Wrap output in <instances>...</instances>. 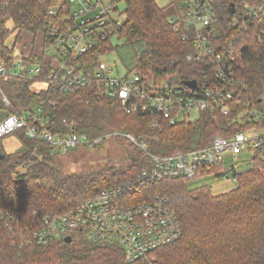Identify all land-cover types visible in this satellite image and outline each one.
<instances>
[{"label":"trees","instance_id":"obj_1","mask_svg":"<svg viewBox=\"0 0 264 264\" xmlns=\"http://www.w3.org/2000/svg\"><path fill=\"white\" fill-rule=\"evenodd\" d=\"M184 1L173 0L170 5L184 8ZM208 1L214 21L210 38L218 48L227 38L236 42L239 34L238 28L231 25L233 19H242L247 6L264 3ZM118 3L125 6L123 21L109 17L103 29L108 38L98 37L94 47L70 65L93 72L101 57L113 49L112 39L117 38L132 47L144 43V50L136 53L133 69L141 82L184 86L185 82H200L208 77L203 73L208 59L188 60L194 53V43L174 32L170 20L176 16H169L157 0H111L113 11H118ZM66 7L67 0H0V66L8 72L0 78V113L23 116L41 107L43 120L31 121V125L62 137L79 133L102 141L92 147L63 150L30 139L25 130H20L14 135L22 146L10 154L0 140V213L16 218V234L8 233L4 226L0 228V264H127L120 246H99L83 236L70 242L26 244L17 233L31 229L36 217L64 212L152 169L149 155L129 139L113 136L115 132L144 143L152 155L171 156L208 147L218 138H233L251 126H240L232 118L210 113L176 125L155 114H127L119 99L99 97L94 83L77 94L45 89L38 83L45 82L53 72L49 64L52 58L46 53L55 43L53 31L66 25ZM50 11L56 14L50 15ZM8 22H12L13 30L8 28ZM252 29L237 42L233 79L244 87V97L264 112V17ZM16 31L15 43L8 47L7 41ZM23 33L33 38L29 46ZM38 35L41 50L36 52ZM17 47L22 49L20 55H16ZM28 47L29 51H24ZM21 59L28 66H41V76L12 75ZM155 121L157 126H153ZM121 147L126 151L122 152ZM81 148L97 149L101 154L110 152L118 162L98 171L71 172L64 166ZM253 153L251 170L236 173L235 188L225 193L214 194L206 185L190 188L188 182L194 177L139 185V201L161 196L181 225L180 238L155 252L156 264H264V144ZM219 167L214 169L218 173Z\"/></svg>","mask_w":264,"mask_h":264},{"label":"built area","instance_id":"obj_2","mask_svg":"<svg viewBox=\"0 0 264 264\" xmlns=\"http://www.w3.org/2000/svg\"><path fill=\"white\" fill-rule=\"evenodd\" d=\"M111 8V0L108 4L103 0H67L64 11L68 13L66 25L53 31L55 43L49 50L53 57L49 62L53 72L45 82L38 84L45 89L51 87L60 92L77 94L94 83L98 85L99 97L119 99L127 114H155L167 119L171 125L193 121L203 113H210L232 118L240 126L248 123L251 126L233 138H218L208 147L171 156L152 155L144 143L129 134L115 132L113 136L127 138L146 152L152 169L118 187L102 190L64 212L36 217L31 229L20 231L17 235L26 244L36 245L83 236L99 246H120L127 264H156L155 252L180 238L181 225L176 214L168 207L167 200L161 196L139 201L142 199L138 198L139 185L167 179L218 175L215 167L231 157L234 168L232 174L222 175V184L235 188V162L239 154L245 148L255 149L264 144V112L250 98L244 97V87L233 79L237 42L246 35L245 32H252V28L262 20L264 3L257 7L247 6L242 19H233L231 25L238 28L239 34L236 42L227 38L225 44L218 48L210 38L214 21L209 1H184L183 13L173 17L170 23L175 33L183 35V40L190 39L194 43V53L188 56V60L197 62L208 59L203 71L204 74L208 73V77L196 81L195 89L185 84L145 83L138 77L119 76L112 66L102 61L93 72L70 65L71 61H77L87 54L98 37L108 38L103 29L109 23V17L112 18ZM49 14L56 12L50 11ZM7 73L6 68L0 66V78ZM41 73V66H28L21 59L16 62L12 75L39 78ZM4 100L10 105L6 97ZM42 116L41 107L23 116L7 114L0 120V140L25 130L30 139L63 150L77 146L92 147L102 141L79 133L62 137L37 124L31 125V121H42ZM153 126H157V121ZM15 220L13 215L0 213V228L4 226L8 233L16 234Z\"/></svg>","mask_w":264,"mask_h":264},{"label":"rangeland","instance_id":"obj_3","mask_svg":"<svg viewBox=\"0 0 264 264\" xmlns=\"http://www.w3.org/2000/svg\"><path fill=\"white\" fill-rule=\"evenodd\" d=\"M105 3H110V0H103ZM173 0H157L158 5L161 8L166 9V13L173 17L178 16L183 13L182 6L176 7L175 4H172ZM119 9L118 11H113V7L111 8V15L112 18L118 22L123 21V17L121 16V13L123 12L125 6L123 3H118L117 6ZM8 28L10 30H13V24L12 22H8L7 24ZM18 36V32L12 33L9 40L7 41L8 47H13L16 37ZM23 39L26 43H29L28 46L33 41V38L29 35L22 34ZM41 37L38 35V39L35 43V51L41 50ZM112 46L113 49L109 52H107L105 55L101 57V61L104 63H108L110 66H112L119 76H129V77H136V73L133 72L135 63H136V53H141L145 46L143 42H138L134 47L129 46L124 41H120L117 38L112 39ZM16 55H20L22 53V49L20 47L16 48ZM24 51L28 52L29 47L24 49ZM25 52V54H26ZM46 55L49 57L52 55L46 53ZM46 56V57H47ZM47 57V58H48ZM52 57V56H51ZM53 58V57H52ZM3 112L0 113V116ZM1 119V118H0ZM1 145L4 148V150L7 153H15L21 148V143L17 139V137L13 134L6 138H4L1 141ZM120 150L126 151L124 147H121ZM253 148L248 147L241 151V153L238 156L236 164V172L238 174L245 173L252 168V158H253ZM78 152H75L70 156V159L67 163L68 165L64 166L71 172H81V171H98L102 168H105L107 166H112L115 163L117 164L118 160L117 157L115 158L113 154L110 152L108 154H101L100 152H97V149L88 148L86 149H79ZM67 161V160H66ZM229 167V168H228ZM234 168V162L231 157H227L225 162L219 167L220 172L218 175H201L194 177L192 180L188 182V186L190 188H195L199 186H209L214 194L219 193H225L228 192L227 185H223L222 182L224 181V176L222 175H230L232 174V169ZM219 184V189H215L214 184ZM236 186V185H235Z\"/></svg>","mask_w":264,"mask_h":264},{"label":"water","instance_id":"obj_4","mask_svg":"<svg viewBox=\"0 0 264 264\" xmlns=\"http://www.w3.org/2000/svg\"><path fill=\"white\" fill-rule=\"evenodd\" d=\"M187 87L195 89L197 87V82L195 80L193 81H188L184 83ZM67 242H70V238L66 239Z\"/></svg>","mask_w":264,"mask_h":264},{"label":"crops","instance_id":"obj_5","mask_svg":"<svg viewBox=\"0 0 264 264\" xmlns=\"http://www.w3.org/2000/svg\"><path fill=\"white\" fill-rule=\"evenodd\" d=\"M7 114L8 113H6V112H3L2 114H1V116H0V120H2V119H4L6 116H7ZM229 168V167H228ZM217 183V182H216ZM219 184L217 183V184H214V187H215V189H219V187L220 186H218ZM225 186V185H224ZM226 187H228V190L230 191V190H232L233 189V187H229V186H226ZM221 188V187H220ZM224 193V192H223Z\"/></svg>","mask_w":264,"mask_h":264}]
</instances>
